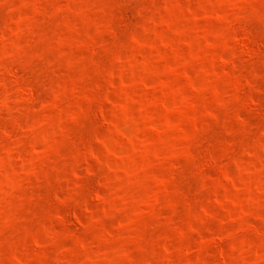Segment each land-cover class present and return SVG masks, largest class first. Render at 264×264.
<instances>
[{
    "label": "rangeland",
    "instance_id": "1",
    "mask_svg": "<svg viewBox=\"0 0 264 264\" xmlns=\"http://www.w3.org/2000/svg\"><path fill=\"white\" fill-rule=\"evenodd\" d=\"M0 264H264V0H0Z\"/></svg>",
    "mask_w": 264,
    "mask_h": 264
}]
</instances>
